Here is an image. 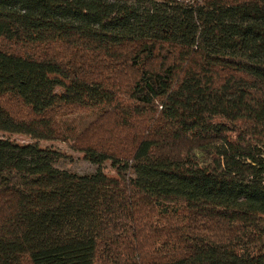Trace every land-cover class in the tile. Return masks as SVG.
I'll return each mask as SVG.
<instances>
[{
  "label": "trees",
  "instance_id": "trees-1",
  "mask_svg": "<svg viewBox=\"0 0 264 264\" xmlns=\"http://www.w3.org/2000/svg\"><path fill=\"white\" fill-rule=\"evenodd\" d=\"M0 133V264H264V0H0Z\"/></svg>",
  "mask_w": 264,
  "mask_h": 264
},
{
  "label": "rangeland",
  "instance_id": "rangeland-1",
  "mask_svg": "<svg viewBox=\"0 0 264 264\" xmlns=\"http://www.w3.org/2000/svg\"><path fill=\"white\" fill-rule=\"evenodd\" d=\"M142 10V7H141ZM74 120H84L88 118V115H76L73 116ZM85 122V121H83ZM9 139L16 141L17 143H26L32 141L30 138L20 135V134H3L0 133ZM40 146L53 149L60 154V159L56 163V166L68 170L70 172L76 174H88L93 173L98 167L105 173L109 175H114V170L111 167L108 161L102 163L100 166H97L93 163H90L83 159L82 155L73 150L69 144L64 142H57V141H37Z\"/></svg>",
  "mask_w": 264,
  "mask_h": 264
}]
</instances>
